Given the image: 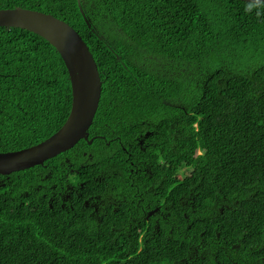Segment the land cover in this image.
<instances>
[{
	"label": "trees",
	"instance_id": "16d2710c",
	"mask_svg": "<svg viewBox=\"0 0 264 264\" xmlns=\"http://www.w3.org/2000/svg\"><path fill=\"white\" fill-rule=\"evenodd\" d=\"M15 7L81 36L101 94L91 143L0 175V264H264V2ZM71 100L54 47L0 27V153L57 132Z\"/></svg>",
	"mask_w": 264,
	"mask_h": 264
},
{
	"label": "water",
	"instance_id": "95a60500",
	"mask_svg": "<svg viewBox=\"0 0 264 264\" xmlns=\"http://www.w3.org/2000/svg\"><path fill=\"white\" fill-rule=\"evenodd\" d=\"M261 3L264 0H241ZM0 27L32 32L59 53L68 72L71 107L61 128L44 141L18 151L0 153V175L42 165L46 160L88 140V129L98 108L101 81L97 65L81 36L66 22L43 12L15 7L0 9ZM91 139L88 143H91Z\"/></svg>",
	"mask_w": 264,
	"mask_h": 264
},
{
	"label": "flooded vegetation",
	"instance_id": "af4514ba",
	"mask_svg": "<svg viewBox=\"0 0 264 264\" xmlns=\"http://www.w3.org/2000/svg\"><path fill=\"white\" fill-rule=\"evenodd\" d=\"M71 187L72 186H69V185H67L66 186V191L63 193V197H62V200L63 201H66L67 199H69L70 198V190L69 189H71Z\"/></svg>",
	"mask_w": 264,
	"mask_h": 264
},
{
	"label": "snow or ice",
	"instance_id": "6c2138e0",
	"mask_svg": "<svg viewBox=\"0 0 264 264\" xmlns=\"http://www.w3.org/2000/svg\"><path fill=\"white\" fill-rule=\"evenodd\" d=\"M4 162H0V165H2Z\"/></svg>",
	"mask_w": 264,
	"mask_h": 264
}]
</instances>
